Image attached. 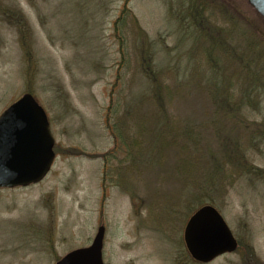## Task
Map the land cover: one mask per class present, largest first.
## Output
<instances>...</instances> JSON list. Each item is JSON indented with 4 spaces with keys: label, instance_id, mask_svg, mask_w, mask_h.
<instances>
[{
    "label": "rangeland",
    "instance_id": "rangeland-1",
    "mask_svg": "<svg viewBox=\"0 0 264 264\" xmlns=\"http://www.w3.org/2000/svg\"><path fill=\"white\" fill-rule=\"evenodd\" d=\"M134 19L164 112L140 96ZM25 92L55 158L38 183L0 188V264H55L101 224L104 264H264V18L247 0H0V114ZM201 205L239 244L207 262L183 241Z\"/></svg>",
    "mask_w": 264,
    "mask_h": 264
},
{
    "label": "water",
    "instance_id": "water-1",
    "mask_svg": "<svg viewBox=\"0 0 264 264\" xmlns=\"http://www.w3.org/2000/svg\"><path fill=\"white\" fill-rule=\"evenodd\" d=\"M247 1L264 18V0ZM53 145L44 108L31 93H23L0 114V188L40 181L55 157ZM104 232V225H99L88 246L67 252L55 264H103ZM185 241L190 254L204 262L237 246L226 222L211 205L190 218Z\"/></svg>",
    "mask_w": 264,
    "mask_h": 264
},
{
    "label": "trees",
    "instance_id": "trees-1",
    "mask_svg": "<svg viewBox=\"0 0 264 264\" xmlns=\"http://www.w3.org/2000/svg\"><path fill=\"white\" fill-rule=\"evenodd\" d=\"M123 9H124V12L127 10V8H125V7ZM200 11H198L196 9V7H195V12H193V13H198L199 14ZM117 20H116V22H114L116 26L118 25V22H119ZM134 22H135V25H136V27L138 29L139 47H141V53H140L141 69H142L143 72H146L147 77L149 79H151L150 80L151 81V86H150L149 92H147V94H141L140 96H143L144 98H146L151 103V105L153 106V108L164 112L166 110V108H165V96H164V93L166 91V85L164 84L163 80H160L159 79V77L156 74L157 72L155 73L156 70H154V68L153 69H150V61H151V57H153V53H152L153 50L151 48V52H150L149 49L146 48V46L144 48V46H143L144 45V43H143V31L138 26V24L136 22V19H134ZM145 51L148 54L145 55L144 54ZM116 98L117 97H115V99L112 96L110 97V105L108 107V112H109L108 113L109 114L108 116H111V118L116 119V121L113 123L114 127H117L118 124L119 125H127L126 121H122L121 116L120 117L117 116L118 105H117ZM135 123H136V126H138V127L140 126V123L138 121L135 122ZM110 130H111L112 133H115L114 136L119 135V138L123 140L122 143L123 144H126V139L123 138V136H122V134H121V132L119 130H118V132H114L117 129H115V128L113 129V127H110ZM152 139H153V146L154 145L157 146V143H156L157 134L156 135L155 134H152ZM133 142L134 143L136 142V138L133 140ZM169 142H172V140L169 141ZM180 167H181V165H179V170H180L179 172H181ZM200 189L203 192L204 187L201 186ZM252 251L253 250L249 248V250H248V256L247 257L250 258V257H253L254 256V254H253ZM255 264H261V262H259L258 260H256L255 261Z\"/></svg>",
    "mask_w": 264,
    "mask_h": 264
},
{
    "label": "flooded vegetation",
    "instance_id": "flooded-vegetation-1",
    "mask_svg": "<svg viewBox=\"0 0 264 264\" xmlns=\"http://www.w3.org/2000/svg\"><path fill=\"white\" fill-rule=\"evenodd\" d=\"M186 250H187V252H188V254L190 255V253H189V250L187 249V247H186ZM190 257L192 258V260H197V259H194L191 255H190Z\"/></svg>",
    "mask_w": 264,
    "mask_h": 264
}]
</instances>
